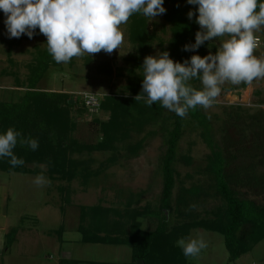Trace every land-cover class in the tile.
I'll use <instances>...</instances> for the list:
<instances>
[{"label":"rangeland","instance_id":"obj_1","mask_svg":"<svg viewBox=\"0 0 264 264\" xmlns=\"http://www.w3.org/2000/svg\"><path fill=\"white\" fill-rule=\"evenodd\" d=\"M165 8L169 10L171 6L167 5ZM4 19V13L1 11L0 103L16 104L27 91L30 73L28 66L37 58L38 53L46 48V37L40 34L35 39H28L22 34L18 39H9ZM146 21L148 32L153 35L147 52H139L137 46L130 41L132 19L129 17L128 21L120 26L123 41L119 48L110 54L101 50L99 53L85 52L75 56L70 59L71 62L51 67L37 85L38 91L70 96L77 102L70 111L73 128L68 136L79 146L89 148L99 144L104 136L101 124H108L111 117L110 112L102 109L82 107L83 99L88 95L122 100L133 97L127 89L130 73L143 77L142 64L145 56L169 52L172 24L165 20L164 14L149 22L146 18ZM254 36L261 40V45L254 49V55L264 59V26L255 31ZM224 39L225 37H220L206 41L205 55L209 52L215 54L219 42ZM101 65H109L112 74L107 76L100 73L98 69ZM190 82L197 90L203 87L198 79ZM257 105H264V77L238 85L225 82L221 85V93L215 98L214 103L206 109L200 106L198 109L211 124L214 138L220 144L223 137L222 128L230 116L238 114L241 123L245 124L247 133H250L248 117L257 114L264 116V107ZM162 126V123L158 122L145 128L142 133L132 132L130 139L122 140L115 145V150L71 153L70 157L76 160L80 167L76 178L70 183L50 178L43 164H27L25 167L27 171L32 172L30 174H6L0 171V187L8 191L5 214L9 217L12 229L27 230L25 231L27 233L29 229L36 228L39 233L38 238L36 235L27 234L24 240L31 238V244L28 245L27 240L22 241L20 244L22 247L16 244V236L12 246L5 248L11 253L12 260L17 259L16 253L22 257L21 253L28 251L30 258H35L37 264H60L62 258L78 261L79 264H130L132 251L128 246L88 245L81 242L78 227L86 220L82 221L81 212L82 209L94 207L120 212L129 209L137 211L139 215H145V209L150 213L158 211L163 189L161 160L166 150L164 145L166 133L161 132ZM202 132L197 123L185 117L179 156H188L192 164L186 166L178 162L176 169L179 173L178 183L182 182L186 188L201 186L206 191L210 182L204 171L210 150L203 142ZM130 147L137 149L130 154ZM249 160L248 156L242 158V165H248ZM86 169L92 175L83 183L82 175ZM262 173L264 170L257 172L258 175ZM41 174L51 181L49 185L37 186L33 182L35 177ZM187 176H191V179H187ZM246 197L255 200L259 205H264V197L255 199L252 194H246ZM220 204L218 199H206L198 208L197 214L201 218H212L210 213ZM35 217L41 219L40 225H36ZM110 219L113 221L117 218L111 215ZM124 220L121 222L124 223ZM87 222L88 220L86 224ZM125 222L128 223L127 231L133 223H137L139 229L146 232H153L158 226V220L152 214L135 216L133 221ZM172 225H175L174 221ZM189 238H202L206 242V247L198 256L188 257L191 264H264V241L242 258L231 262L222 235L205 230H192ZM7 258L5 256L1 264H7L4 261Z\"/></svg>","mask_w":264,"mask_h":264},{"label":"trees","instance_id":"obj_2","mask_svg":"<svg viewBox=\"0 0 264 264\" xmlns=\"http://www.w3.org/2000/svg\"><path fill=\"white\" fill-rule=\"evenodd\" d=\"M167 5L171 6L164 14L165 20L172 24L170 58L174 62H182L192 55L203 57L205 44L195 52L182 50L183 45L195 42V32L199 30V26L194 22L195 15L192 21H189L186 15L189 10L195 11V6L187 5L186 0H164L163 6ZM130 17V41L137 46L139 52H147L153 35L148 32L146 18L141 14H133ZM36 33L32 39L40 35L38 28ZM61 63L53 60L46 44V48L39 52L37 58L28 66L30 73L27 91L20 101L16 104L0 103V133L12 127L19 131L23 138L36 139L39 144L33 151L27 144L19 143L18 138L13 152L18 158H23L24 164L12 167L9 164L10 158H0L2 173L30 174L32 172L27 171L25 167L27 164H43L50 178L70 183L76 178L80 167V164L70 157L71 153L115 150V145L130 139L132 132L142 133L145 128L161 122L163 126L160 130L166 133V150L161 160L163 189L158 211L150 213L145 209V215H139L137 211L129 209L123 212L101 207L82 209V221L86 220L78 227L81 242L88 245L128 246L132 251L130 264H191L175 242L180 238H189L192 230H205L222 235L231 262L242 258L264 241V205L246 197V194H252L255 199L264 197V173L257 174L258 170H264L263 114L248 117L249 134L238 114L230 116L222 128V143L219 144L214 138L211 124L199 113L198 107L190 109L185 117H189L202 128L203 142L210 150L204 171L210 186L206 191L201 186L186 188L182 182L178 183L179 173L176 169L178 162L186 166L192 164L188 156H179L185 117L181 118L168 111L159 102L149 107L142 100H135V96L141 93L143 77H137L130 71L127 89L133 97L123 100L104 97L100 109L110 112L111 117L108 124H101L104 135L102 141L89 148L79 146L68 136L73 128L70 111L77 102L70 96L37 90V85L48 70ZM98 70L107 76L113 72L109 65H101ZM190 83L193 86V83ZM136 149L130 147L129 153ZM246 156L250 160L248 165L244 166L241 160ZM91 175L86 169L82 175L83 183L88 181ZM187 179H191V176H187ZM212 198L218 199L221 204L210 213L212 218H201L197 214L198 208L206 199ZM190 205L195 207L190 208ZM147 214H152L158 220L155 231H141L137 223H133L129 231L126 230L128 223L125 221H133L135 216ZM111 215L117 219L111 221ZM123 217L127 219L124 220ZM173 221L175 225H172ZM16 236L17 230L8 233L6 248L12 246ZM60 264L79 262L61 260Z\"/></svg>","mask_w":264,"mask_h":264},{"label":"clouds","instance_id":"obj_3","mask_svg":"<svg viewBox=\"0 0 264 264\" xmlns=\"http://www.w3.org/2000/svg\"><path fill=\"white\" fill-rule=\"evenodd\" d=\"M186 4L195 6L186 15L189 21L195 15L199 30L195 42L183 45V51L195 52L206 41L225 39L215 54L192 55L182 62H174L168 51L145 56L141 93L134 98L149 107L159 102L181 118L190 109L211 106L225 82L238 85L264 77V59L254 55V32L264 26V0H186ZM163 5L164 0H0V11L7 38L18 39L23 34L32 39L38 28L53 60L67 63L85 52L112 53L123 41L120 26L130 16L141 14L149 22L166 13ZM194 79L202 89L192 86ZM18 138L33 151L39 146L36 139H25L12 127L0 133V158H10L12 167L24 164L13 152ZM33 182L37 186L51 183L42 174ZM175 243L186 258L198 256L206 247L202 238H180Z\"/></svg>","mask_w":264,"mask_h":264},{"label":"crops","instance_id":"obj_4","mask_svg":"<svg viewBox=\"0 0 264 264\" xmlns=\"http://www.w3.org/2000/svg\"><path fill=\"white\" fill-rule=\"evenodd\" d=\"M7 194H8V191L7 190L5 191L4 188L0 187V264L3 262L2 260L4 259L5 256L8 257L6 260H4L7 262V264H37L35 258H30V253L28 251L21 253L23 258L18 253H16L17 259L15 261H13L11 253H8V251L5 249L6 248V243H5L6 237H7L8 233L12 230H17L16 244H18L21 247H22V245H20L21 242L27 240V239L24 240V237H26L27 234H30L33 236L36 235L37 238H38V234H39L36 231V228L29 229L27 233H25V231H27V230L12 229V225L9 221V217H8V215L5 214L6 204L8 202ZM35 218L37 219L36 225H40L41 219H39L37 217H35ZM13 225H14V227H16L15 224H13ZM61 231H62V228H61ZM30 239L27 240L28 245L31 244L32 240H30ZM63 257H65V255H63ZM61 260H69V259L68 258H62Z\"/></svg>","mask_w":264,"mask_h":264},{"label":"built area","instance_id":"obj_5","mask_svg":"<svg viewBox=\"0 0 264 264\" xmlns=\"http://www.w3.org/2000/svg\"><path fill=\"white\" fill-rule=\"evenodd\" d=\"M255 43H256L255 49H257L261 45V40L259 38H255ZM102 99H103V97H100V96L88 95L83 99L82 107H85L88 109L99 110L100 106H101Z\"/></svg>","mask_w":264,"mask_h":264}]
</instances>
